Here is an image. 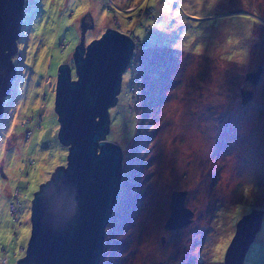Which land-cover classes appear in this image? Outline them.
<instances>
[{
    "label": "rangeland",
    "instance_id": "1",
    "mask_svg": "<svg viewBox=\"0 0 264 264\" xmlns=\"http://www.w3.org/2000/svg\"><path fill=\"white\" fill-rule=\"evenodd\" d=\"M24 12L0 118V261L25 255L34 194L67 163L57 71L93 17L86 46L107 29L134 32L145 87L130 111L126 69L109 110L107 138L123 163L100 264H224L238 218L264 208V0H25ZM259 66L254 85L246 76ZM242 90L254 93L246 105ZM182 191L193 221L167 228ZM262 226L244 264H264Z\"/></svg>",
    "mask_w": 264,
    "mask_h": 264
},
{
    "label": "water",
    "instance_id": "2",
    "mask_svg": "<svg viewBox=\"0 0 264 264\" xmlns=\"http://www.w3.org/2000/svg\"><path fill=\"white\" fill-rule=\"evenodd\" d=\"M24 3L0 0V118L17 73L13 57L18 51ZM86 30L82 23L81 42L73 54L77 79L72 78L69 64H61L57 71L58 138L68 147L67 163L56 167L34 194L30 239L16 264H100L104 252L123 163L122 148L107 138L109 110L118 102L135 42L119 30L109 29L86 48ZM262 72L259 66L246 78L256 85ZM253 97V91H241L243 105ZM186 196L187 191L173 193L167 228L192 223L194 214L185 206ZM263 221L260 209L238 220L224 264H244Z\"/></svg>",
    "mask_w": 264,
    "mask_h": 264
},
{
    "label": "clouds",
    "instance_id": "3",
    "mask_svg": "<svg viewBox=\"0 0 264 264\" xmlns=\"http://www.w3.org/2000/svg\"><path fill=\"white\" fill-rule=\"evenodd\" d=\"M83 23V22H82ZM81 23V24H82ZM85 25V24H84ZM82 27V26H81ZM82 29V28H81ZM87 29V28H86ZM107 30H109V29H107ZM106 30V31H107ZM116 30V29H115ZM105 31V32H106ZM82 32V31H81ZM119 32H120V30H119ZM86 34H87V30H86ZM86 34H85V36H86ZM82 37V36H81ZM129 37H132V36H129ZM133 37H135V36H133ZM133 39V38H132ZM134 40V42H135V47H134V51H133V53H132V56H131V59H130V61H129V64H128V67H127V69L129 68L130 70H131V72H132V84H131V87H130V91H131V93H132V96H133V100H132V103H131V108H130V111H134L135 109L137 110V108L141 105V103H142V100H143V97H144V89H145V87H144V80H143V72H144V65H143V63L139 60V58L137 57V53H136V50H135V48H136V46L138 45V43H139V41H138V38L136 37V39L134 38L133 39ZM19 41V40H18ZM63 44V45H62ZM84 44H86L85 43V40H84ZM60 47H61V49H62V51H65L66 50V48L68 47V43H66V42H62L61 44H60ZM85 47L87 48L88 46H86L85 45ZM75 52V51H74ZM17 54V53H16ZM134 60L135 61H137V62H139L140 64H141V67H142V69H141V71H140V73H139V76H138V79L140 80V86H141V89H142V94H141V98H137L135 95H134V92H133V85H134V83H135V78H134V75H133V69H132V67H133V62H134ZM66 64H68V63H66ZM70 66H71V69H72V67H74L75 68V65H74V59H73V63H71V64H69ZM17 70V69H16ZM17 74V73H16ZM16 78V77H15ZM77 78L75 77L74 78V80H76ZM14 81V80H13ZM57 81V80H56ZM12 85H13V83H12ZM12 89V88H11ZM11 92V91H10ZM56 92V91H55ZM10 94V93H9ZM6 100V99H5ZM6 102V101H5ZM4 107H5V103H4ZM4 112H5V110H4ZM4 115V114H3Z\"/></svg>",
    "mask_w": 264,
    "mask_h": 264
},
{
    "label": "built area",
    "instance_id": "4",
    "mask_svg": "<svg viewBox=\"0 0 264 264\" xmlns=\"http://www.w3.org/2000/svg\"><path fill=\"white\" fill-rule=\"evenodd\" d=\"M63 45V44H62ZM133 75H134V78H135V83L133 85V92H134V95L137 97V98H141V94H142V89H141V86H140V80L138 79V76H139V73L142 69L141 67V64L137 61L134 60L133 62ZM3 263H6V261H3Z\"/></svg>",
    "mask_w": 264,
    "mask_h": 264
},
{
    "label": "trees",
    "instance_id": "5",
    "mask_svg": "<svg viewBox=\"0 0 264 264\" xmlns=\"http://www.w3.org/2000/svg\"><path fill=\"white\" fill-rule=\"evenodd\" d=\"M118 30H120V29H118ZM120 31H122V30H120ZM123 32V31H122ZM129 35L131 36V35H133V36H135L136 37V35L134 34V32L133 31H131L130 33H129ZM17 53H18V51H17ZM262 67V66H261ZM263 68V67H262ZM131 96H132V93H131ZM132 100H133V96H132V99H131V103H132ZM137 124V123H136ZM134 133V131H132L131 132V134L132 135H134L133 134ZM132 135H130V136H127V137H131ZM253 209H260V210H263L264 211V208H250V210H248V213H250ZM247 213V214H248ZM240 218H238V220H239ZM237 223V222H236ZM263 223H264V221H263ZM263 227V226H262ZM235 230H236V226H235ZM235 234V233H234ZM3 261H6V263H3ZM223 262H224V260H223ZM8 263V259H7V256L6 257H4V258H2V260L0 261V264H7Z\"/></svg>",
    "mask_w": 264,
    "mask_h": 264
},
{
    "label": "flooded vegetation",
    "instance_id": "6",
    "mask_svg": "<svg viewBox=\"0 0 264 264\" xmlns=\"http://www.w3.org/2000/svg\"><path fill=\"white\" fill-rule=\"evenodd\" d=\"M83 20H84V21H83ZM83 20H82V22H83V24H85L86 28H89L90 26H91L92 28L95 27V21H94L93 17H91L90 20H89V19H88V20H85V17H84ZM90 22H91V23H90ZM91 27H90V28H91ZM90 28H89V29H90Z\"/></svg>",
    "mask_w": 264,
    "mask_h": 264
}]
</instances>
